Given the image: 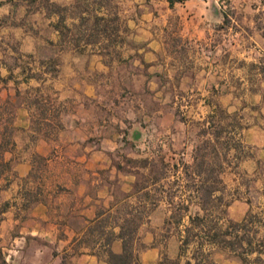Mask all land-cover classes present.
I'll list each match as a JSON object with an SVG mask.
<instances>
[{
    "label": "rangeland",
    "instance_id": "rangeland-1",
    "mask_svg": "<svg viewBox=\"0 0 264 264\" xmlns=\"http://www.w3.org/2000/svg\"><path fill=\"white\" fill-rule=\"evenodd\" d=\"M4 1H10L13 8L0 10V93L9 98H0V140L16 153L18 147L11 142L26 134L15 124L19 122L15 109L23 103L31 109L30 121L36 128L32 136L48 140L47 145L39 147L40 153L63 157L48 162L34 146H20L35 153L38 172L30 180L41 175L44 183L62 191V184L72 178V172L78 173L81 164L68 156L103 155L104 160L88 163V180L92 181V171L98 169L99 181L103 184L107 180L117 205H98L97 224L101 227L124 219L139 223V242L160 249V257L153 264H171L175 259L178 264H195L192 254L199 248L198 240L183 251L180 246L189 215L196 213L199 205L212 209L214 221L205 226L215 222V231H234L251 239L250 244L242 242L247 252L243 262L237 257L240 264H264V240L257 241V231L249 221L251 215L263 218L257 204L263 202L264 188L260 190L256 184L257 174L251 170L256 148L246 141L244 132L256 123L264 127V0L211 1V15L203 21L198 19L200 29L207 33L201 42L206 46L183 36V8L170 0ZM58 23L64 33L59 37L53 29ZM104 26L106 33L102 31ZM145 26L165 39L169 55L190 59L193 64L188 68L204 71L202 85L191 92L185 86L180 88L181 76L171 74L168 91L160 100L151 94L143 78H128L127 68L123 70V83L118 80L114 63L142 43L137 40L140 28ZM60 45L72 50L76 72L89 71L102 83L103 98L83 99L90 119H94L93 113L98 120L112 118L111 111L124 109L132 113L129 123L117 129L112 124L89 127L83 130L88 135L87 145L68 144V138L75 135L65 125L70 122L71 112L79 110L80 99L66 103L56 94L51 79L60 70L56 67L62 59L58 55ZM207 56L209 63L204 60ZM100 57L108 64L106 72L99 71L93 62ZM212 120L221 125L217 138L213 135L216 128L209 127ZM135 133H140L138 139ZM202 156L204 164L199 169L197 162ZM215 177L219 178L217 190L211 196L202 195L199 187L214 185ZM236 198L253 204L248 205L245 220L241 221L246 227L227 215L228 204ZM183 205H188L189 211L177 224L170 217L171 211ZM138 207L141 212L135 210ZM203 230L200 225L193 231ZM199 242H203L201 251L213 260L215 245L203 238ZM0 264L4 260L0 259Z\"/></svg>",
    "mask_w": 264,
    "mask_h": 264
},
{
    "label": "crops",
    "instance_id": "crops-1",
    "mask_svg": "<svg viewBox=\"0 0 264 264\" xmlns=\"http://www.w3.org/2000/svg\"><path fill=\"white\" fill-rule=\"evenodd\" d=\"M211 1L214 0L174 2L183 8L181 11L184 24L183 36L194 38L201 46L207 44L201 43L206 39L207 33L200 29L198 19L203 21L204 18L211 15V11L208 9L211 7ZM12 8L10 1H0L1 12H8ZM53 27L56 36L59 37L58 28L55 24ZM140 42H142L140 45L129 49L130 54L125 59L117 62L114 60L116 62L114 64L118 68L116 75L122 83L125 78L123 70L125 71L127 68L128 78L130 76L135 79L143 78V82L151 94L160 100L166 90L168 91L171 74L177 73L181 76L179 78L180 88L185 86L191 92L196 86L202 85V72L204 71L188 68V64H193L190 59L169 55L165 39L158 36L153 29L146 26L140 28L137 43ZM53 44L57 45L56 41ZM71 51V49L60 45L58 55L62 59L60 63H57L58 66L56 65L60 70L51 80L58 90L56 93L58 98L64 102H72L74 98L80 99L79 110L71 112L72 117L69 119L70 122L65 125V129L70 130L71 135H75L74 138H68L69 145L83 146L89 143L88 135L86 132L83 133V130L87 131L89 127L91 129L92 127H102L104 124L106 125L104 127L112 124L116 129L122 128L124 123L130 122L132 113L130 110L125 111L124 109L117 110L116 113L111 111L112 118L105 117L101 120L95 118L97 116L93 113L91 118L94 119H90L89 108L88 106L83 107L85 102L83 99L88 101L90 98H103L100 94V89L103 88L102 83L96 80L93 75L90 76L89 71L78 73L74 70L72 65L74 58H72ZM204 60L209 63L210 57L207 56ZM93 62H96L99 71L106 72L108 69V64L101 57ZM127 65L128 67H126ZM205 74L203 86L207 81L208 73ZM197 90L200 89L197 87ZM207 92L210 91L207 90ZM0 96V98H5L4 101L9 99L2 97L1 93ZM30 110L23 103L15 109V114L19 119V122L15 124L20 126L19 128L23 129L26 134L11 142V145L18 147L16 153H12L6 148L3 152V159L11 164V168L5 169L0 174V259L4 260V264H107L109 250L112 252L121 251V239L117 237L119 227L115 223H106L100 227L97 224L98 218H96L97 208L98 205L117 204H114L115 196L107 180L103 184H101V180L99 181V170L92 171L94 177L89 182L87 169L91 160H104L105 156L87 153L68 156L67 158H70L71 161L81 164H79L78 173L72 172V178L62 184V191H58L50 183H44V180L40 178L41 175L37 179L34 178L33 182L30 179L38 172L35 153L21 148L20 150V146H34L48 162L53 157H63L40 153L39 147L47 145L48 140L32 136L36 128L30 121ZM156 111L163 112L158 109ZM110 114L108 113L107 116ZM244 132L246 141L256 148V156L251 161L255 166L251 170L257 174L256 184L262 190L264 188V127L260 123H256L249 126ZM1 140L0 144H3ZM82 163H85L84 171ZM113 173L115 174L116 171ZM110 174L112 173L110 172ZM248 205L253 204L245 198L232 200L227 206L228 217L233 221H244ZM257 205H259L258 214L263 218L256 217L251 221V225L256 229L255 236L259 241L264 240V199ZM108 232H111L113 237L111 242L106 241ZM213 248L216 250H214L212 258L216 263L240 264L234 251L222 250L218 246ZM159 250L158 246L149 244L139 253L140 264L156 262L160 257ZM256 252L253 250L252 253ZM259 255L262 256L261 253Z\"/></svg>",
    "mask_w": 264,
    "mask_h": 264
},
{
    "label": "trees",
    "instance_id": "trees-1",
    "mask_svg": "<svg viewBox=\"0 0 264 264\" xmlns=\"http://www.w3.org/2000/svg\"><path fill=\"white\" fill-rule=\"evenodd\" d=\"M171 2H183L184 0H170ZM80 23L84 20L83 18H80ZM64 18L61 17L60 21H63ZM79 24V23H78ZM56 28H58L60 35L64 34L63 31L60 29L59 23L56 25ZM91 28H94L93 26ZM90 28V29H91ZM96 30V29H93ZM102 31L106 33V26L103 27ZM220 123L218 121L210 122L209 127L210 128H216V131L213 132V135L217 138L219 134L221 133L220 130ZM205 133V131H204ZM211 134V132H209ZM0 174L5 169H10L11 164L7 161H4L3 159V152L5 150V145L0 144ZM204 156L201 157V159L197 162V168H202L204 164L203 160ZM214 181V185L209 187L200 186L199 190H202V195L211 196L214 194V192L217 190L216 184L219 183V178L215 177L212 179ZM188 205H183L179 207L178 209H173L171 211L170 217L175 218V221L177 224L181 222L183 219V216L187 214L188 212ZM137 212H141L142 210L138 207L135 209ZM131 214V212L129 213ZM212 209H210L209 205H199L198 211L194 213L193 215H189V226L185 228L186 236L184 237L182 244L180 246V250H184V247H188L191 242H193L194 239L198 240V249H195L192 254V259L195 261V264H216L213 260L210 259L209 253H203L201 251V247L203 245V242H199L200 240L205 239L208 241V243L228 248L235 252V254L241 258L242 262L245 260V257L243 254L247 252L245 248L242 247V242L244 240L247 241V244L251 243V239L247 235H238V233L235 234L234 231H215V228L217 224L214 222L213 225L205 226L208 224V221L212 222L214 219H212ZM255 215L250 216V222L252 219H255ZM216 221V220H215ZM243 222V221H242ZM240 222V223H242ZM206 223V224H205ZM205 224V225H204ZM243 227H246L247 225L245 223H242ZM115 225L119 227V232L117 234V237L121 239V251L120 252H112L111 250L107 253V264H140L139 259V253L141 250H143L146 245L139 242L138 239V229L140 224L134 222L132 219H124L121 222H117ZM203 225L205 230L202 232L193 231L196 226ZM213 228V233L211 234V229ZM233 228L236 230V228L233 226ZM249 231L248 228H246V232ZM109 235H107L106 241L111 242L112 240V234L111 232H108ZM245 234V233H244ZM226 236H230L229 239H225ZM232 238V239H230ZM240 249V250H239ZM257 260H260L257 257ZM165 262V261H164ZM159 264H164L163 261H159ZM171 264H178V260L175 259Z\"/></svg>",
    "mask_w": 264,
    "mask_h": 264
},
{
    "label": "water",
    "instance_id": "water-1",
    "mask_svg": "<svg viewBox=\"0 0 264 264\" xmlns=\"http://www.w3.org/2000/svg\"><path fill=\"white\" fill-rule=\"evenodd\" d=\"M134 137L135 139H138L140 137V133H135Z\"/></svg>",
    "mask_w": 264,
    "mask_h": 264
}]
</instances>
